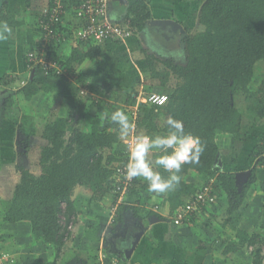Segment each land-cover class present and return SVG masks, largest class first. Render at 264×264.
<instances>
[{
    "label": "trees",
    "instance_id": "1",
    "mask_svg": "<svg viewBox=\"0 0 264 264\" xmlns=\"http://www.w3.org/2000/svg\"><path fill=\"white\" fill-rule=\"evenodd\" d=\"M48 1L46 7L52 3L51 0ZM199 1L197 23L200 29L191 30L185 27V61L174 63L146 54L148 65L143 75L151 85L165 86L170 77L176 78V83L163 105V128L159 130L153 119L139 114L137 129L145 126L144 134L148 135L164 133L167 131V118L172 116L183 122L186 132L200 138L204 145L200 162L183 166L180 173L181 183L168 193L170 205L174 208L181 206L187 201L186 193L193 196L214 179L215 200L216 194L220 197L222 192L227 203L223 225L230 222L233 228L235 223L231 220L235 219L233 216L241 206L245 193L257 178L256 164L263 165L264 168V129L260 128L264 126V87H251L254 66L256 62L264 61V0ZM77 3L78 0H75L74 8ZM126 9L125 16L138 30L150 17L148 6L143 0H127ZM64 29L63 24L58 25L59 32L63 33ZM57 44H51L52 50L46 53L47 59H53L70 74H75L69 68L70 65L85 58L97 61L104 51L101 43L84 51L73 48L67 60H63L52 52ZM33 69V77L26 78L14 90V93L25 100L31 99L39 91L40 74L67 79L64 74H58L54 69L45 71L37 66ZM7 78V75L0 78L2 87L7 86ZM136 92L133 90L126 104H129ZM10 97L7 95L4 98V105L10 101ZM124 112L132 121L131 109L128 107ZM78 122L75 116L60 113L44 124L40 134L45 143L39 152V174L19 167V180L12 188L9 206L4 214L7 222L30 221L32 236L48 244L55 253L62 247L74 223L71 216L76 211L75 187L87 189L93 198L101 199L109 193L114 197L113 188L117 182L115 168L120 162L123 163L125 156L124 149L113 146L118 136L114 137L116 132L109 134L108 128L112 124L108 122L109 125L99 129V120L96 119L86 132L78 127ZM257 132L262 136L259 137ZM220 134L230 137L233 148L245 147L254 141L249 159L256 163L248 167L250 173L240 183L233 171L224 170L223 164H218L220 152L216 139ZM152 158H155L154 154ZM233 159L236 160L235 157ZM158 171L163 176L169 175L163 169ZM189 172L205 178L200 184L185 181L183 176ZM262 173L264 174V170ZM134 182L141 187L146 186L142 178H134ZM61 214L64 218L63 225L60 223ZM188 217L190 216L183 220ZM234 229H237V242L226 244L224 254L235 252L243 243L253 245L258 239L261 240L258 233H249L243 228ZM261 229L264 231V222ZM197 245L199 247L202 244ZM259 252V248L254 249L256 258L252 264H264ZM112 258L114 257L109 258V262Z\"/></svg>",
    "mask_w": 264,
    "mask_h": 264
},
{
    "label": "crops",
    "instance_id": "2",
    "mask_svg": "<svg viewBox=\"0 0 264 264\" xmlns=\"http://www.w3.org/2000/svg\"><path fill=\"white\" fill-rule=\"evenodd\" d=\"M143 1L148 6L150 17L145 20L141 29H135L134 32L128 27L127 20L129 19L125 16L127 0L109 1V19L129 29L130 36L120 41L122 43H113L116 41L101 43L104 45V51L97 61L85 58L79 63L75 62L70 65L72 73H75L73 79L59 78L61 82L58 83V81L50 79V75L45 73L38 76V79L42 78L41 85L50 89L49 93H52L51 97H48L51 106L53 105L52 109H55L54 104H60L59 111L61 113L73 106L74 108H72L80 114L78 127L82 131H89L96 119L99 120V129H103L110 121V115L113 111L119 108L124 111V107L118 105L119 102L116 100L122 99L123 96L127 97L129 88L133 89L138 84L136 82L145 79L143 72L148 65L146 54H152L159 60H171L174 63L185 61L183 39L187 26L180 16L185 13V10L178 3L179 0ZM48 3V0H0V21H6L11 28L9 39L0 42V78L4 75L8 76L7 86L2 87L0 85V94L2 93L0 95V112L9 102L16 104V108L20 109L18 111H21L19 115L15 116L19 121H15L14 124L11 123L13 132H9L8 127H2L0 121L1 183L10 182L9 178L6 177L10 173L5 171L7 161L3 155L8 154L10 156L12 151L15 154V149L17 150L19 146H22L20 136H17V139L15 136L14 139V127L20 132L19 134H28L23 129L22 123L30 120L31 114L28 111L31 106L28 102L33 100L39 92L33 95L31 99L25 100L19 98L21 95L14 93V90L21 86L23 81L27 80L26 78L33 77L34 69L27 62L26 53L37 44L38 21ZM65 4L67 6L66 0ZM74 5L75 3L71 4L70 9L67 6L68 10L63 20L64 37L53 50L54 54L63 60H67L73 48L84 51L93 45L90 42H80L74 36V29L78 27V20L72 15ZM186 5L190 7L188 2ZM165 19L179 23L182 28L180 26V28H173L170 24L163 26L151 23L152 20ZM105 83L107 88L102 91L100 85H106ZM142 86L143 83L141 82L138 88ZM157 87L160 89L162 86L157 85ZM80 89L87 91L85 94H81ZM101 92H105V96H99ZM7 95H10L11 99L4 105V98ZM98 97L102 98L100 104H98ZM147 105L155 107L154 105ZM30 112L35 113V110ZM147 112L150 113L151 111L147 109ZM158 114L162 120V125L157 126V128L161 130L164 125L163 112ZM142 115L153 119L152 114L145 115L142 113ZM75 117L77 116L75 115ZM109 124H112L111 121ZM10 133L12 137L8 142V138L2 137V135H10ZM10 147H12L11 150ZM23 148L25 151H29L26 145ZM18 156L19 153L15 156V163ZM218 164H222L221 154L218 157ZM242 170L248 169L233 170V172L236 174ZM260 173L261 171L258 170L257 178L261 177ZM163 177L167 178L168 176ZM247 177L235 178L240 183V180L244 181ZM204 178L205 176L193 172L183 176L185 181L198 184ZM211 182L213 184V179ZM9 184L11 185V183ZM144 184L146 186L141 187L139 183L134 182L126 202L120 207L115 221L110 225H107L108 208L112 199L110 193L98 199L93 198L91 193L87 191L88 198L84 201H88V203L86 207H82L79 206L77 200L84 189L78 187L75 193L76 211L71 216L74 220V227L58 253H55L48 244L40 242L32 236L30 221L7 222L4 220L12 190V187H8L6 194L0 199V246L12 254L15 264H100L96 259L101 251L109 255L104 264L109 263L111 257L118 258L121 264H210L212 255L207 252V243L201 242V233H196L194 230L190 232L181 227L185 225L184 222L187 219L180 223L182 225L172 222L171 216L174 215L175 209L179 205L176 208L170 205L169 192L155 194L148 190L145 181ZM189 195L190 193H186V200L191 199L192 196ZM220 195L221 198L222 195L225 196L222 192ZM3 199L5 202H2ZM224 200L226 201L225 197ZM205 209L206 206L199 208L202 212ZM200 214L201 212L190 215L188 222L199 219ZM197 244L202 245L198 247ZM203 250H205L204 253Z\"/></svg>",
    "mask_w": 264,
    "mask_h": 264
},
{
    "label": "rangeland",
    "instance_id": "3",
    "mask_svg": "<svg viewBox=\"0 0 264 264\" xmlns=\"http://www.w3.org/2000/svg\"><path fill=\"white\" fill-rule=\"evenodd\" d=\"M66 2H67V6L69 9H70V5L75 3L74 0H66ZM187 2L190 4V7L186 5ZM178 3L180 4V6H183V9L185 10V13H182L180 16L183 18V21L185 22L186 26L189 27L191 30L200 29V25L197 23V13L199 11L200 1L199 0H179ZM191 4H195L193 5L194 7ZM67 6L64 3L63 5V9L65 11L64 16L66 15V11L68 10ZM127 21H128L127 22L128 27L132 29L134 32L136 28L131 25L132 22L130 23V20H127ZM61 34H62V37H64V33H61ZM106 42L107 40L105 41V43ZM100 43H104V41ZM113 43H122V42L116 41ZM158 67L160 66L158 65ZM254 67H255L254 77L251 83V87H254V88L264 87V61L260 60L256 62ZM69 68L71 69V67ZM50 79L58 81V83L61 82L60 81L61 79H59V77H56L54 75H50ZM145 79H146V82H144ZM145 79L141 81L139 80L138 82H136L138 84L137 86L133 87V89L129 88L130 90H129V93L127 94V97L123 96L122 99L116 100L119 102L118 105L123 106L124 109L127 111V107H129V104L128 103L126 104L125 99L129 98V95L132 94L133 90L137 89V91H141V92L143 91V94H148L150 92H156V93L166 92L167 94H169L174 84L176 83V78L170 77V80L167 82V84L165 86H162L159 89L157 85H154V84L151 85L149 80H147V78ZM41 81H42V78H39L38 79V82H39L38 94H36L33 100H30V102H28L29 105L31 106V108L28 111L31 114V118L30 120H26L25 123H22L23 129L26 130L28 134L21 135L19 134L20 132L17 131L14 127V139H15V136H16V139H17V136L18 137L20 136V141H22L20 143L22 144V146H19L17 150L15 149V154H14V151H12L10 152V156L8 154L3 155L4 159L7 161V166L5 167V171L10 173V174H7L6 177L9 178L10 180L9 183H11V185L7 182L6 183L0 182V199H2L3 195L6 194L5 192L6 190H8V187L13 188L15 183L18 182L19 176H20L19 167L27 168L32 173L39 174V171H40L39 152H40V148L45 143V140H43L40 135L41 130L43 129L44 124L48 120L51 121L55 116L60 114V111H59L60 104H54L55 109H52L53 105L51 106V102L48 98V97H51L52 93L51 92L49 93L50 89H47V87H44L41 85L42 83ZM141 82L143 83V86L138 88ZM100 86L102 87V91H105V89L107 88V84L100 85ZM106 93L108 92L106 91ZM0 95H2V93ZM99 96H105V92L99 93ZM101 102H102V98L98 97V104H100ZM238 104L240 106V101H238ZM72 107L67 108V111L61 112V114L64 113L69 116L76 115L77 117L75 118L76 120H78V118L80 117V114H78L76 109H73L74 107L73 108ZM151 107L153 106H148L147 104L146 105L141 104L139 112L140 114L145 113V115L152 114L153 115L152 118L156 126H161L162 120L160 119V116H158L159 115L158 113L163 112V106L162 107L155 106L153 108ZM147 109H149L151 112L148 113ZM18 110L20 109L16 108V104H12L11 102H9L5 107L1 109L0 121L2 123V127H8L10 130L9 132H11L12 131L11 129L13 128V126L11 127V123L14 124L15 121L17 122L19 121L18 118L15 117L21 113V111H18ZM33 110H35V113L30 112ZM7 123H9V126H7ZM111 123H112V126L110 128L109 134L112 135L113 132H116L114 137L116 138L118 136L117 141L113 143V146L114 148L116 147L121 150L124 147V142L128 136L122 137L119 132L118 125H116L112 121ZM130 123H132V121H130ZM260 128L264 129V126L263 127L261 126ZM145 131H146L145 126L137 130V132H139L140 134L142 133L144 134ZM256 134L259 135L260 133L257 132ZM3 136L7 137L8 142H10L11 137H12L11 133L10 135L3 134L2 137ZM260 136H262V134L259 135V137ZM217 140H218V146L219 148H221V151L219 152L221 154V160H222L223 168L225 170H229V171L236 170L237 171V170L245 169V168L248 169L249 166L256 163L255 161L251 162V159H249L253 151L254 141H252L253 144L249 143L248 146L246 145L245 147L242 146L241 148L240 146L239 148H233L231 147V141L228 135L220 134L217 136ZM24 145H26L29 148V151L28 150L25 151V148H23ZM11 149L12 147H10V150ZM18 153H19V156H18L19 158L16 157L17 161L15 163L14 162L15 156ZM234 157L236 160L233 162L232 160H234L233 159ZM256 166L258 167V170L261 171L260 173L261 177L256 178V180L253 181L252 185L245 193L241 206L239 207L238 211L233 216V218L235 219L231 220L233 223H235L233 228L230 222H227L225 225H223V222H225L224 216H226L227 203L224 200L223 195L221 198V197H218L217 194H216L217 196L216 200L211 203H207L205 205L206 209L203 212L200 211L199 208L197 209L196 211L197 214L201 212V214L199 215V219L188 222L189 221L188 219H190V217H188V219L185 221L186 223L184 222L185 225H182L180 223L178 224V225H182L181 227L185 228L186 230H189L190 232L194 230L196 233H201L202 237L200 240L201 242L207 243V246H206L208 247L207 252H209L212 255L210 264H252V262L256 258V255L253 253L254 249L256 248H259L260 250L259 256L261 257V262L264 263V231L261 229L262 223L264 222V174L262 173V170H264V168H263V165H260V164H256ZM6 177H3V178H6ZM81 189H84V190L81 193L79 192L80 196L78 197L77 202L79 203V206L86 207L88 201H84V199L86 200V198H88V195H87L88 190L85 188H81ZM2 202H5V199H3ZM63 221H64V218L61 214L60 215L61 225H63L62 224ZM73 227L74 226L72 225V228ZM72 228H70V233L72 232ZM234 228H243L249 231V233H258L262 241L258 239L257 242L253 245H246V243H243L242 246L235 252L224 254L223 249L226 244H228L229 242H233V241L237 242V239H236L237 229H234ZM204 251L205 250H203V253Z\"/></svg>",
    "mask_w": 264,
    "mask_h": 264
},
{
    "label": "built area",
    "instance_id": "4",
    "mask_svg": "<svg viewBox=\"0 0 264 264\" xmlns=\"http://www.w3.org/2000/svg\"><path fill=\"white\" fill-rule=\"evenodd\" d=\"M50 6L46 7L38 21L39 36L36 46L26 53V60L33 67L37 66L45 71L54 69L56 73L64 74L68 79H73L75 74L67 73L53 59H47L46 53L50 50L51 44L59 43L62 34L57 30L59 24H63L65 11L63 9V0H51ZM110 0H78L74 8V16L80 25L74 29V36L81 42H90L98 44L102 41H122L130 36V30L112 22L108 17V5ZM85 87V86H83ZM86 89H80V93H86ZM168 100L166 92H150L143 94L138 91L134 94L133 99L129 102V108L132 114V129L124 142L125 156L123 163L120 162L115 168L117 182L113 188L111 204L108 208L107 225L112 224L120 207L126 202L133 186V180H129L125 174L124 165L127 161L128 145L133 141L137 132V118L140 114L141 104H150L154 106H163ZM215 200L213 184L209 181L202 186L191 199L184 202L175 209L174 215L171 216L174 224H179L183 218H187L192 213H196L201 205H206ZM71 225H69L70 227ZM106 253L101 251L96 261L104 264ZM14 257L10 252L0 246V264H15ZM107 264H121L117 258H112Z\"/></svg>",
    "mask_w": 264,
    "mask_h": 264
},
{
    "label": "clouds",
    "instance_id": "5",
    "mask_svg": "<svg viewBox=\"0 0 264 264\" xmlns=\"http://www.w3.org/2000/svg\"><path fill=\"white\" fill-rule=\"evenodd\" d=\"M10 35L9 24L0 21V42L8 40ZM110 120L118 125L122 137L129 135L132 124L124 111H113ZM166 124L167 131L164 133L136 134L128 145L124 165L129 180L142 178L147 183L148 190L155 194L175 190L182 181L180 173L183 166L199 164L204 152L200 138L186 132L182 121L169 116ZM150 154H154L155 158ZM158 169L168 172V177H163Z\"/></svg>",
    "mask_w": 264,
    "mask_h": 264
},
{
    "label": "water",
    "instance_id": "6",
    "mask_svg": "<svg viewBox=\"0 0 264 264\" xmlns=\"http://www.w3.org/2000/svg\"><path fill=\"white\" fill-rule=\"evenodd\" d=\"M151 23H154V24H159V25H165V24H170L173 28H176V27H181V25L177 22H174L172 20H152ZM179 27V28H180ZM182 28V27H181ZM250 173V170H242V171H238L236 174H235V177L236 178H239V177H246L248 176ZM78 190V186L75 187L74 189V194L77 192Z\"/></svg>",
    "mask_w": 264,
    "mask_h": 264
}]
</instances>
